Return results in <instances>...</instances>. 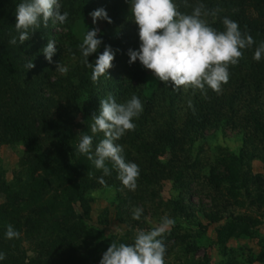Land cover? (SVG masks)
<instances>
[{"label":"rangeland","instance_id":"374dc122","mask_svg":"<svg viewBox=\"0 0 264 264\" xmlns=\"http://www.w3.org/2000/svg\"><path fill=\"white\" fill-rule=\"evenodd\" d=\"M240 2L232 8L220 9L215 18L208 19L209 22L222 23L224 17L236 22L255 20L256 0ZM175 3L179 7L178 0ZM96 5H93L92 11L98 9ZM89 13L75 21L76 26L67 27V21L63 24L52 21V38H60L64 51H67L68 42L73 37L82 42L87 27L89 30L94 27L100 29L97 38L107 27L105 20H98L93 25ZM121 16L135 23L129 2ZM108 29H111V35L106 38L110 45L113 29L109 26ZM262 40L264 42L263 36ZM105 45L108 44L104 42L103 48ZM255 49V46L245 49L247 59L262 69L264 54L257 62L253 59ZM64 54L63 66L69 70L74 67L75 59L68 53ZM143 69L145 74L141 89L145 96L153 93L159 80L151 70ZM130 82L129 76L122 78V85ZM257 82L261 83L257 85L261 88L258 92L263 105L264 80L257 79ZM95 85L97 88L103 86L105 90L109 89L105 83ZM253 86L247 88L245 100L251 95H258L257 86ZM246 112L243 100L233 101L228 106H217L210 126L192 136L191 127H184V112L179 109L175 132L169 130V119L165 117L163 122L167 123L166 126L161 129L160 126L152 127L147 135L143 132L140 139L135 138L133 141L122 137L116 143L123 146L126 162H134L140 169L136 189L130 190L122 184L118 179V171L109 161L107 166L111 175L104 176L106 185L98 183L103 172L96 170L90 174L94 186L84 193L82 199L69 192V189L65 191L55 181L43 184L36 191L25 184L18 196L8 199L4 192L8 190L7 184L13 186L27 181L33 158L19 143L0 145V252L6 254L0 264H100L111 241L131 244L138 229L157 227L164 216L175 221L163 237L167 247L165 264H264L261 257L264 246V206L252 204L257 200L264 202V194L261 193L264 191V144L261 143L264 140V116L260 117L259 133L249 124L245 132L244 126L249 122ZM93 135H96L93 139L95 147L104 134L98 132ZM251 137L258 139L252 141ZM175 139L174 146L172 140ZM231 157L241 159L238 163L240 170H237L239 180L234 184V189L231 187L230 194H226V185L220 184L218 191L229 199L227 203H216L207 192L210 187L205 184V167L209 168L212 177L222 180L223 161ZM41 174L40 171L35 177ZM226 174L231 181L229 170H226ZM260 181L262 191L259 190ZM177 206H184V209L179 211ZM137 207L143 209L139 220L132 218L133 209ZM241 216L252 218L250 222L256 220L258 225H250L247 236L219 243V228ZM9 224L20 233L19 238H6ZM201 226H205V229ZM67 228L70 231L66 232ZM71 232L74 233L69 234Z\"/></svg>","mask_w":264,"mask_h":264},{"label":"trees","instance_id":"16d2710c","mask_svg":"<svg viewBox=\"0 0 264 264\" xmlns=\"http://www.w3.org/2000/svg\"><path fill=\"white\" fill-rule=\"evenodd\" d=\"M240 1L187 0L189 5L202 2L209 10L232 8L235 3L241 4ZM21 2L23 0H0V145L6 143L23 145L24 149L29 152V157L33 158V167L27 175V181L15 183L13 186L7 184L8 190L4 192L8 199L18 196L25 184H29L36 191L40 186L50 183V181L58 182L65 191L69 189V192H72L77 198H83L84 193L94 186L95 182L90 174L97 169L86 155L78 152L77 146L82 135H93L91 133L92 116L98 114L100 109L98 107L100 103L97 101L106 98L110 92L118 103H124L132 95H136L144 106L139 117L133 118L136 125L135 130L126 132L123 136L124 139L134 141L135 138V140L140 139L139 136L143 132L147 135L152 127L160 126L159 129H161L162 126L167 125L163 122L165 117L169 119L167 121L169 130L175 132L177 128L176 115L179 109L184 112V116L182 115L184 127H191V135L196 136L207 126H210L214 116L213 112L217 106H228L237 100H243L247 110L245 116L249 122L244 126V131L246 132L249 126H254L257 132H260V117L264 116V104L260 103L261 95L258 91L261 88L257 85L260 83L257 82V79H261L263 82L264 66L260 69V66L252 64L247 59L245 49L242 50L243 57L238 64L230 66V78L226 84H222V90L219 93L207 89L205 95L200 90L194 91L191 88L174 91L170 83L167 86L159 80L153 93L144 96L141 89L145 74L143 66L138 61L135 64H129L128 50H138L140 40L136 23L126 21L121 16L122 10L127 6V0H60L61 11H66L69 14L67 27L73 24L76 26L77 22L75 21L92 11L95 3L98 4L96 5L98 8H104L112 20L111 24L106 21L107 27L101 32L99 38L103 43L100 48L88 58L89 62L94 65L98 55L104 50V42L109 45L106 36L111 35V31H109L111 29H108V26L111 27L113 35L109 41H111L110 46L114 50L115 59L113 67L108 70L106 75L102 76L106 78H99L98 81L91 79L93 69L83 63L84 58L78 47L81 40L73 37L68 42L67 51H64L60 38H52V20L49 21L47 28L41 26L31 34L29 40L19 44L15 24L16 7ZM178 2L179 7L181 5L180 11L191 13V7H184V0H178ZM256 13L255 20H244L238 24L241 31L247 30L254 38L255 43L252 46L258 47L263 42L262 36L264 39V0H256ZM210 24L218 31L224 30L223 23L210 22ZM13 36L17 37L15 45L9 43ZM49 40L56 41V52L51 62L45 58L42 52ZM64 53H68L75 59V65L62 76L56 70L58 64H65L66 54ZM28 60L34 63V68L27 69L25 67ZM125 75L130 77L131 82L128 85H122V78ZM244 76H246V80H244ZM102 83L108 84L109 89L105 90L103 86L97 88L95 85ZM253 84L257 86L258 95L250 93L251 96L245 100V92L248 87L253 88ZM189 100L192 101L195 111L189 108ZM224 101L227 102L223 104ZM93 137L95 139L96 135ZM257 139L251 137L250 140L256 141ZM172 143L175 146L176 139L172 140ZM261 143L264 144V140ZM240 160V158L237 160L231 157L230 160L223 161L224 176L222 180L212 177L209 168L205 167L207 172L204 177L205 184L210 187L207 192L209 195L211 194V198L216 203H227L229 197L221 194L218 188L221 187L220 184L226 185V194H230L231 187L234 189V184L239 180L237 170H240L238 164ZM236 163L238 164L237 169L235 168ZM226 170H229L231 181ZM40 171L42 174L35 177V174ZM259 186V190L262 191L261 181ZM228 187L230 188L227 190ZM261 193L264 194V191ZM252 204L264 206V202L260 200L252 202ZM183 207L178 208L177 206V209L182 211ZM251 219L241 216L219 228L218 242L224 243L230 238L247 236L250 225L252 227L258 225L256 220L250 222ZM200 228L205 229V226ZM65 231L70 230L67 228ZM42 249L44 250L43 244ZM262 251L261 257L264 259V246Z\"/></svg>","mask_w":264,"mask_h":264},{"label":"clouds","instance_id":"9594fccd","mask_svg":"<svg viewBox=\"0 0 264 264\" xmlns=\"http://www.w3.org/2000/svg\"><path fill=\"white\" fill-rule=\"evenodd\" d=\"M134 22L138 26L140 45L138 50L129 49V64L139 60L141 65L155 75L165 85H172V90H200L206 95L207 89L217 93L221 92L222 84L230 78V66L238 64L243 57L244 49L251 48L254 38L247 30L241 31L238 22L224 17L223 31L212 27L207 17L215 18L220 9H207L202 2L189 5L184 0V7H191V13L180 11L175 0H127ZM60 0H23L16 7L15 29L18 33L19 44L29 40L31 34L43 26L47 28L50 20L65 23L68 12L61 11ZM92 23L105 20L112 23L104 8L90 12ZM100 29H88L78 45L83 63L92 68L91 79L98 81L113 67L115 59L114 50L105 45L98 55L95 63L89 62V56L96 53L103 43L97 38ZM10 44H17V37L13 36ZM56 41L49 40L42 49L45 58L51 62L56 52ZM264 54V42L256 47L253 59L257 62ZM25 67L34 68L35 65L28 60ZM61 63L57 70L61 74L67 72ZM189 108H193L192 101H188ZM143 104L136 95L124 102L118 103L109 93L106 98L100 99L98 114H93L91 131L93 134L102 132L104 138L93 147V135L81 136L77 150L87 156L97 170H102L103 176L98 183L106 185L104 176L111 175L107 162H111L118 171V179L122 184L135 190L140 175L139 166L134 162H126L124 148L116 143L128 131L135 130L133 118H138L143 112ZM143 214L142 208H134L132 218L139 220ZM175 221L168 216L161 219L159 226L150 230L138 229L134 242L131 244L118 243L113 240L103 253L100 264H165L167 247L164 234L174 226ZM8 239L19 238L20 233L9 224L5 232ZM6 254L0 252V260Z\"/></svg>","mask_w":264,"mask_h":264}]
</instances>
